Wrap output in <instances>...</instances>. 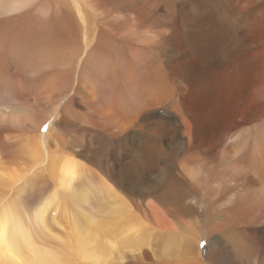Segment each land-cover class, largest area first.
Listing matches in <instances>:
<instances>
[{
	"label": "bare ground",
	"instance_id": "1",
	"mask_svg": "<svg viewBox=\"0 0 264 264\" xmlns=\"http://www.w3.org/2000/svg\"><path fill=\"white\" fill-rule=\"evenodd\" d=\"M2 202L0 264H264V0H0Z\"/></svg>",
	"mask_w": 264,
	"mask_h": 264
},
{
	"label": "rangeland",
	"instance_id": "2",
	"mask_svg": "<svg viewBox=\"0 0 264 264\" xmlns=\"http://www.w3.org/2000/svg\"><path fill=\"white\" fill-rule=\"evenodd\" d=\"M254 36H255V34H254L253 32L250 31L249 37L252 38V37H254ZM250 38H249V39H250ZM4 203H5V202L0 203V208L5 206ZM12 208H14V210H15V209H16V206H15V205H14V206L12 205ZM0 210H1V209H0ZM54 218H58L57 215L54 216ZM49 223L52 224L53 222H49ZM57 223H58V222H57ZM52 225L54 226V224H52ZM56 230H59L58 227H56V229H55V231H54V234H55V235H59L58 232H57ZM59 236H60V235H59ZM60 237H62V236H60ZM63 238H65V237H63ZM108 247H109V246H108ZM108 247H107V248H108ZM108 250H109V248H108ZM107 262H108V264H111V262H112V257L108 256V257L106 258V260H105V264H107Z\"/></svg>",
	"mask_w": 264,
	"mask_h": 264
},
{
	"label": "snow or ice",
	"instance_id": "3",
	"mask_svg": "<svg viewBox=\"0 0 264 264\" xmlns=\"http://www.w3.org/2000/svg\"><path fill=\"white\" fill-rule=\"evenodd\" d=\"M43 130H46V129H43ZM204 247V242L202 241L201 242V248H203Z\"/></svg>",
	"mask_w": 264,
	"mask_h": 264
}]
</instances>
